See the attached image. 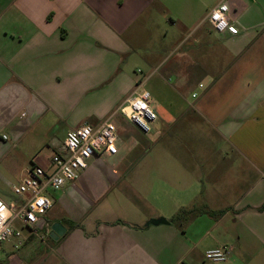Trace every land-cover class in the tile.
<instances>
[{
    "label": "crops",
    "instance_id": "0c3cea01",
    "mask_svg": "<svg viewBox=\"0 0 264 264\" xmlns=\"http://www.w3.org/2000/svg\"><path fill=\"white\" fill-rule=\"evenodd\" d=\"M221 3L234 31L208 20ZM145 51L164 86L176 78L175 108L165 93L151 100L166 141L114 122L118 154L91 158L52 190L54 223L44 221L67 229L58 264H264V0H0V150L25 143L26 165L45 145L52 159L58 134L116 118L140 82L121 72L112 95L99 90ZM136 150L146 157L131 158ZM9 196L0 200L23 203ZM225 245L228 261L205 259Z\"/></svg>",
    "mask_w": 264,
    "mask_h": 264
},
{
    "label": "built area",
    "instance_id": "2783aa9c",
    "mask_svg": "<svg viewBox=\"0 0 264 264\" xmlns=\"http://www.w3.org/2000/svg\"><path fill=\"white\" fill-rule=\"evenodd\" d=\"M229 6L221 3L210 13L208 20L213 28L223 33L230 27L228 19ZM143 83L137 85L134 92L119 108V114L135 124L145 134L151 132V125L158 120V114L151 107L152 96L142 88ZM196 94H194V97ZM118 129L112 117L99 126L84 123L78 129L68 133L61 151L52 156V171H46L40 166H32L19 185L13 186V193L23 200L21 205L17 201L5 203L0 200V248L4 243L14 239L45 240L50 238L51 228L44 218L52 208L53 202L47 196L48 190H61L68 183L76 181L80 173L88 167L91 158L98 155H116ZM4 139H7L4 136ZM27 228L29 236H23L20 228ZM43 230L46 235H42ZM232 255L230 246H221L206 252L205 259L211 263H223Z\"/></svg>",
    "mask_w": 264,
    "mask_h": 264
},
{
    "label": "rangeland",
    "instance_id": "374dc122",
    "mask_svg": "<svg viewBox=\"0 0 264 264\" xmlns=\"http://www.w3.org/2000/svg\"><path fill=\"white\" fill-rule=\"evenodd\" d=\"M167 28H169V26H167ZM197 30H199V28H197ZM190 32L192 34L196 33L194 28H192ZM178 38L179 34L178 37L174 39L170 38L169 40H167V46L169 47V49L176 46ZM191 41H193V38L190 40V42ZM145 52H141V54L136 55L132 54L126 59L124 57L120 67L121 71L119 70L116 75H112L110 77V79H112L111 82H109L110 84H105V87L103 89H100L99 92L102 93L105 91L106 94L112 95L115 90V87H112L113 83L117 78V75L123 72L129 75L137 83H143L142 88L149 91L152 97H154V99H156L157 101H160L158 100V97H160L162 93H165V105L170 108H175L177 106L176 92L174 91L176 78H170V81H167L168 83L164 86L161 80L162 67L159 66V64L152 67L148 66V62L145 60V57L148 58V51L146 52L147 55L144 54ZM136 88L137 85H134V87L129 92L128 97ZM112 121L119 123L121 125V128L125 132H133V137H137V133L141 134V131H139V129L132 123H129V121H127V119H125L121 114L117 115L116 118H114ZM150 125L151 132L144 136L147 140V144L148 141H150L151 143L165 142L167 137L163 135L165 126L164 121L159 118L157 122ZM172 134L175 135L174 132H171V135ZM56 137L60 141H63L62 143H64L66 140V135L64 134H58ZM130 137H132V135ZM216 143L220 144L221 142L216 141ZM8 145H11V151H9L6 156L2 157V155L7 150ZM13 145L14 143L12 141H5L4 145H2L1 147L2 151L0 150V193L6 194V196L15 195L13 193L12 187L13 185L18 184L21 172L26 167V165L30 166L34 164L40 167H45L46 165L50 164V157L53 153L52 148L45 145H40L35 149L36 151H33V153L36 154L35 158L32 160V162H28V164L25 165L23 160L21 159V154L25 152L23 150V146L25 147V143H22L18 146L16 145L15 147H13ZM131 155V158L146 157L145 155H142L139 150L134 151ZM8 182L10 184H8ZM51 194L52 190H48L47 196L49 198L51 197ZM46 220L50 224L54 223L51 213L48 212L46 214ZM20 229L23 233V236H27L29 234V230L27 228L21 227ZM46 234V231L43 230L42 235ZM21 241L22 240L14 239L11 242L4 243L1 246L0 264H58L54 250L56 248V244H58L59 241H54L48 236H45L44 241L31 238L27 241L29 243H26L24 245H21Z\"/></svg>",
    "mask_w": 264,
    "mask_h": 264
},
{
    "label": "water",
    "instance_id": "95a60500",
    "mask_svg": "<svg viewBox=\"0 0 264 264\" xmlns=\"http://www.w3.org/2000/svg\"><path fill=\"white\" fill-rule=\"evenodd\" d=\"M163 223H168L164 218L158 219V220H152L151 222L147 223L146 226L148 225H159ZM67 232V229L64 227L63 224L61 223H55L52 226L50 237L54 241H58L61 237H63Z\"/></svg>",
    "mask_w": 264,
    "mask_h": 264
},
{
    "label": "trees",
    "instance_id": "16d2710c",
    "mask_svg": "<svg viewBox=\"0 0 264 264\" xmlns=\"http://www.w3.org/2000/svg\"><path fill=\"white\" fill-rule=\"evenodd\" d=\"M184 213H185L184 210L181 211V212L176 216V218H175L173 221H174V222H179L180 219H181V216H182ZM69 225H70L71 228H75V227H80V226H81V225L74 224V223H69ZM50 239H51V237H50ZM27 243H29V242H27Z\"/></svg>",
    "mask_w": 264,
    "mask_h": 264
}]
</instances>
